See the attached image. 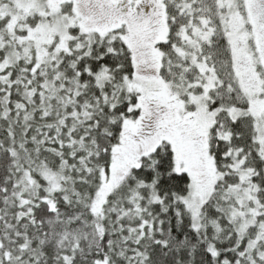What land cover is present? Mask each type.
Returning <instances> with one entry per match:
<instances>
[{
    "label": "snow or ice",
    "instance_id": "1",
    "mask_svg": "<svg viewBox=\"0 0 264 264\" xmlns=\"http://www.w3.org/2000/svg\"><path fill=\"white\" fill-rule=\"evenodd\" d=\"M0 264H264V0H0Z\"/></svg>",
    "mask_w": 264,
    "mask_h": 264
}]
</instances>
